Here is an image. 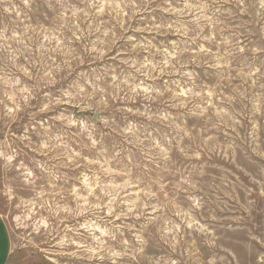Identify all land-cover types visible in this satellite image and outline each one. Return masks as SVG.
<instances>
[{
    "label": "clouds",
    "instance_id": "9594fccd",
    "mask_svg": "<svg viewBox=\"0 0 264 264\" xmlns=\"http://www.w3.org/2000/svg\"><path fill=\"white\" fill-rule=\"evenodd\" d=\"M0 264H264V0H0Z\"/></svg>",
    "mask_w": 264,
    "mask_h": 264
}]
</instances>
